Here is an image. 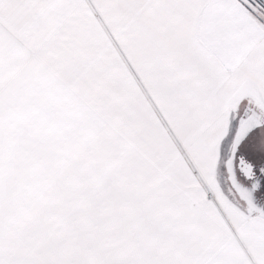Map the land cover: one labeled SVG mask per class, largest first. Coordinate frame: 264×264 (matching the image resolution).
<instances>
[{
    "label": "snow or ice",
    "instance_id": "1",
    "mask_svg": "<svg viewBox=\"0 0 264 264\" xmlns=\"http://www.w3.org/2000/svg\"><path fill=\"white\" fill-rule=\"evenodd\" d=\"M0 264H264V0H0Z\"/></svg>",
    "mask_w": 264,
    "mask_h": 264
}]
</instances>
